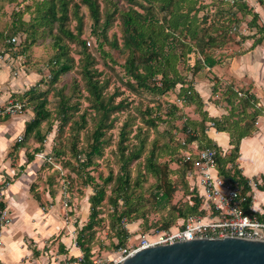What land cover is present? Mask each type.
<instances>
[{
	"label": "trees",
	"instance_id": "16d2710c",
	"mask_svg": "<svg viewBox=\"0 0 264 264\" xmlns=\"http://www.w3.org/2000/svg\"><path fill=\"white\" fill-rule=\"evenodd\" d=\"M4 1L12 2L13 0ZM46 1L47 4L42 6L40 16L42 25H44L42 26L41 36L45 37V34H49L52 37L51 48L52 50L56 49V51L52 54L49 61H46L41 66V70L47 69L50 74L49 82H56L62 74L73 68V58L68 54L69 43L78 45L79 49L77 52L82 55L83 61L81 72L85 80V90L89 94L91 107L98 118L96 119L94 129L87 136L85 144L78 145V132L86 123V112L79 117L80 121H74L75 129L73 137L70 140L69 151H66L61 146L56 147L48 144V142L46 143L48 133L53 128L57 131H62L63 125L71 118L70 112L76 109L75 105L70 103L72 95L66 96L60 93L55 116L52 117L50 108L48 107L49 101L45 94L46 91H40L36 85L28 86L24 88L22 93H18L19 91L11 93L13 99L24 103L22 111H25L28 106L32 107V114L25 122L23 141H18L19 143L15 144V148L23 147V144L27 142L35 143L33 151L27 154V161H32L36 160L35 153L38 150L46 149L50 146L47 150L53 160L58 162L62 169H67V171L63 173L57 169H53L52 165L48 163H40L39 172H42V168H50L54 173L50 178H53L58 184V189H62L64 184H66L65 188L69 195L73 196V177L70 175L71 172L74 173L75 180L78 177L80 181V176H84L85 182L93 187L92 194L88 197V218L80 227L76 242L82 250L80 264H85L91 262L93 257L91 255V240L95 234L94 228L100 226L103 220L99 216L101 209L98 206L104 200L113 207L110 229L116 236L117 243L114 244V249L111 252L119 246L125 245V239L129 233L125 228L124 219H128V221L143 219V224L146 225L147 218L145 205L142 202V195L141 193H136L140 180L137 179L132 182L130 177L129 166L132 162L142 158L143 170L154 177L155 188L151 194L155 205L157 204L161 207L167 206L171 202L176 187L170 178L172 170L169 167V163L167 161L163 163L159 162V155L155 150L156 145L154 144L153 148L147 150L146 137L148 132L146 129L142 131V126L137 127L136 133L133 135L136 143H129L131 129H127L126 127L128 121L122 123L118 133L115 155L118 159L119 171L113 174L110 170L105 176L98 174V180L90 174V170L97 166L96 159L103 155L106 130L112 128L115 121L116 117L111 118L110 115L112 112L120 109L124 105V101L114 104V96L104 95V80L99 79L101 71L93 67L95 59L88 48L91 46L92 39L81 38L84 32V21L81 13L79 14L77 10L79 4L74 3V7L71 8L69 6L70 0ZM79 1L80 4H83L87 8L89 17L92 20L90 33L94 32L96 38H98L97 35L99 36V33L105 37V29L110 23L111 15L106 13L102 24H99L101 14L98 1ZM124 1L127 5H119V0H110L114 8L119 10L122 27L121 45H117L115 37L111 44L115 48H118L120 53L125 54L123 69L126 76L125 84L128 89L136 93L149 91L157 95L177 89V99L183 101L184 104L196 103L200 107L202 102L198 93L193 89L191 81L188 82V85H185L187 81L176 69V63L179 61L185 63L191 53L201 56V58L196 57L193 66L190 67L193 72L201 70L203 67L211 68L218 63L219 59L214 56L213 51L217 47V42L222 40V37H227L230 31V28H226L228 25L225 23V20L228 17H224V9H217L214 21L205 27L206 17H202L201 19L197 17V12L199 11L196 7L197 0H146V4L142 0ZM155 2H158L159 8L165 10L167 13V15H163L162 22L159 21L160 19L155 14V9L152 5ZM227 2L226 0L220 1V3L224 4H227ZM258 2L264 7V0H258ZM231 6H234L235 9L231 10L230 7L225 9L229 16L233 18L236 25L239 22L236 12L252 15L250 25L256 27L254 34H258V36L254 37L252 45L261 43L264 40V25L256 23L258 14L252 11L244 0H232ZM69 12L77 20L74 30L68 27L70 21ZM14 14L17 17L11 21L9 30L0 31V49L4 46L14 49L12 55L15 61L16 58H19L21 54L28 51L40 38L35 36L38 25L35 23L36 18L34 21H30L31 23L29 24L22 20L18 11L14 12ZM29 27L32 30L28 35ZM97 28L100 29L99 33H97ZM218 28L224 31L219 32ZM23 32L27 35L25 36ZM179 35H182V37L180 38ZM13 36L17 37V42L14 44L7 42ZM27 37L30 38L29 43H26ZM99 46H102V44L99 43ZM19 65L23 66L22 63ZM26 68L23 66L22 71L23 69L26 70ZM237 92L232 86H228L224 94L227 95V101L232 107H234V100L238 99L237 104L241 105L244 112L243 115L246 114L247 116L243 125L237 122L229 123V117L223 116V120L221 121L208 117L205 111L201 112L202 118L200 120L187 119L182 125L181 132L185 134V137L181 142L179 141V147L180 150H183V155L181 153L172 160L178 161L181 164L179 168L182 170L183 176H185L187 171L195 169L196 162L198 161V156L195 152L199 149L209 148L215 151V163L219 175L232 182L235 186L248 187L247 179L240 174L235 161L238 157L240 140L243 137L253 135L256 131L254 120L261 114V109L255 106L257 99L254 93L245 92L243 93V97H238ZM247 107L252 108V111L247 113ZM178 110V106L175 103H171L166 114L174 117L175 112ZM152 114L153 109L146 107L142 115V121L147 126L155 129L157 122L159 120L165 121V119H162L159 114ZM209 120L214 122L216 130L229 134V142L232 145L229 153L223 152L222 148L206 134V121ZM54 121L55 125L53 124ZM45 122L48 125L45 130H42L43 123ZM169 138V141H171L173 136L170 135ZM192 144H194L193 147H191ZM164 146H166V143ZM184 152H189V159L186 158ZM139 173L141 175V171ZM261 179L262 184H259L258 188L264 190V177ZM49 182L51 183L52 180ZM107 184H111L109 194L106 191ZM51 194L54 195L53 191H51ZM188 194L190 197L187 202L176 208L175 205L173 206V209H176L177 212L176 217L181 218L178 226L181 225L183 219L188 215L203 213L199 211L201 198L198 195L197 188L192 187ZM0 207H3V204H0ZM119 208L121 209L119 210ZM171 212V217H169L171 220L163 221L159 230L176 228H169L172 219L175 217L172 210Z\"/></svg>",
	"mask_w": 264,
	"mask_h": 264
},
{
	"label": "rangeland",
	"instance_id": "374dc122",
	"mask_svg": "<svg viewBox=\"0 0 264 264\" xmlns=\"http://www.w3.org/2000/svg\"><path fill=\"white\" fill-rule=\"evenodd\" d=\"M97 1L99 3L101 14L99 24H102L106 17V13L111 15L110 23L105 29V37L99 33V28H97V33H99V36L97 35L98 38H96L94 32L90 33L92 20L89 17L87 8L83 4H80L79 0H70L69 6L72 8L74 7V3L79 4L77 10L79 14L81 13L84 21V32L81 35V38L92 39L91 46L88 48L95 59L93 67L98 71H101L99 79L104 80V95L114 96V104L119 101H124V105L110 115L111 118L116 117L115 121L113 122L112 128L106 130L103 155L96 159L97 166L90 170V174L98 180V174L105 176L110 170L113 174H116L119 171V163L115 155V151L117 150L118 133L122 123L128 121L126 127L127 129H131L129 143H136V139L133 138V135L136 133L137 127L142 126V131H145L146 129L148 132L146 137L147 150L153 148L154 144L156 145L155 150L159 155V162L163 163L164 161H167L169 163V167L172 170L170 178L175 183L176 187L171 202L167 206L161 207L160 205H155L154 198L151 194L155 188L154 177L145 173V170H143L142 158L135 160L130 164L129 169L131 181L133 182L137 179L140 180V185L137 187L136 193H141L142 195L147 222L145 225L143 224V219H138L136 221H128V219H124L125 228L129 233L125 239L124 246H126L137 243L139 236L142 234H149L151 231H158L163 221L171 220V218H169L171 217V210L175 217L172 219L169 228L177 227L178 223L181 222V218L176 217L177 212L176 209H173V206L175 205L176 208L182 206L184 202H187L190 197L188 193L192 187H196L199 191L197 185L199 173L196 167L194 170L187 171L185 176H183L182 170L179 168L181 164H179L178 161L175 162L172 160L181 153L183 155V150H180L179 147V141L181 142L185 137V134L181 132V128L187 119L200 120L202 118L201 112L205 111L208 117L218 119L219 121L223 120V116L229 117V123L237 122L240 125H243L247 116L246 114L243 115L244 112L241 105L237 104L238 99L234 100V107H232L227 101V95L224 94L227 87L232 86L234 90L238 91V97H243V93L245 92L254 93L256 96L257 102L255 106L261 109V114L254 120V126L258 127L260 117H264V40L259 44L252 45L254 37L258 36V34H254L256 27L250 25L252 15L236 12V17L239 19V22H237L236 25L233 18L229 16L225 9L228 7H230L231 10L235 9L234 6H231L232 0H226L228 1L227 4L220 3L221 0H197L196 7L199 9L197 17L199 19L206 17V22L204 24L205 27L214 21L216 10L223 8L224 17H228L225 20V23L228 25L226 28H230L227 37H222V40L217 42V47L213 51L214 56L219 59L218 63L213 67H203L201 70L193 72L190 67L193 66L196 57L201 58V56L194 55L193 53L188 56L189 58L185 63L180 61L176 63V69L187 81V84L185 85H188V82L191 81L193 89L198 93L201 99L202 105L198 107L196 103L184 104L183 101L177 99V89L170 90L161 95L149 91H140L136 93L130 91L125 84L126 76L124 75L123 69L125 54L120 53L119 49L111 44L114 37L117 40L118 46L122 43V27L119 10L114 8L113 3L110 2V0ZM244 1L252 11L258 14L256 23L264 25V7L262 4H259L258 0ZM142 2L146 4V0H142ZM45 4H47L46 0H13L12 2L0 0V31L9 30L11 27V21L17 17L14 12L18 11L25 23L30 24V21H34L36 18L35 23L38 25L36 27L37 32L35 36L40 39L33 44L28 51H25L14 61L15 68L18 73L20 72L19 75L15 77H18V79L22 78L21 80L23 83L27 84H25L23 88L19 85L18 93H22L24 88L34 85H36L40 91H46L45 94L49 101L48 107L50 108L52 117L55 116L56 105L60 93L66 96L72 95L70 103L75 105L76 109L70 112L71 118L63 125L62 131H57L53 128V130L48 133L46 139V143L48 142V144L56 147L61 146L66 151H69L70 140L73 137L72 135L75 129L74 121H80L79 117L86 112V123L78 132V145L85 144L87 136L90 135L95 127V122L98 116L91 107L89 94L85 90V80L81 72L83 61L82 55L77 52L79 49L78 45L75 43H69L68 54L73 58L74 65L71 70L62 74L56 82L50 83V74L47 69L41 70V66L44 65L46 61H49L52 54L56 51V49L52 50L51 48L52 37H50L49 34H45V37L41 36L42 26L44 25H42L43 23L40 20V16L42 13V6ZM122 4L127 5L124 0H119V5ZM152 5L154 6L156 16L160 19L159 21L162 22L163 15H167L166 11L159 8L158 2H155ZM69 15L70 21L68 27L74 30L77 20L70 12ZM31 28L28 31V35L32 30ZM218 29L219 32L224 31L221 28ZM54 31L56 30L54 29ZM24 35L26 36L27 34L24 33ZM181 37L182 35L180 38ZM29 41L30 38L27 37L26 43H29ZM99 43H101L102 46L98 47ZM20 63L27 67L26 70L23 69L22 71L23 66L19 65ZM22 81L20 83H22ZM171 103H175L179 108V110L175 112L174 117H171L170 114H166ZM146 107H151L153 109L152 115L159 114L162 119H165V121L159 120L155 129L147 126L142 121V115ZM31 110L32 107L28 106L27 109L21 113H30L31 115ZM246 111L249 113L252 111V108L247 107ZM54 123L55 121L53 124ZM212 123L213 128L214 122L210 120L206 121V129L210 128ZM47 125L48 123H43L42 130H45ZM258 132L259 129L254 133V136L257 135ZM170 135L173 136L171 141H169ZM165 143L166 146H164ZM193 145L194 144H192L191 147H193ZM227 153H229V150ZM184 155H186L185 152ZM15 158L13 161L16 163ZM39 171L40 170H38L37 179L42 181V183H45L46 189L49 188L50 192L53 191L54 195L58 194V203L62 206L61 188L58 189V184L53 178H50L54 173L48 167L42 168V172ZM62 171L65 173L67 169H63ZM139 171H141V175ZM70 175L73 177V196L68 194L70 206L67 208L62 207L64 209L66 208V212L69 213L72 211L73 205L77 204L80 208V215L78 216L80 223H84L88 218V197L92 194L93 187L85 182L84 176H80L79 181L78 177L76 180L74 179V173L71 172ZM262 177V175L257 174L252 177L251 180L257 182ZM50 180H52L51 183L49 182ZM106 187L107 194H109L111 184H107ZM259 200L260 196H258L255 206L258 205ZM98 208L101 209L99 216L102 217L103 220L100 226L94 228L95 234L91 240V255L108 257L111 254L109 252L114 249V244L117 243L116 236L110 229L113 207L104 200ZM120 209L121 208H119V210ZM69 234L74 236L73 234L75 233L72 230L69 231ZM54 251L56 254L58 253L57 250Z\"/></svg>",
	"mask_w": 264,
	"mask_h": 264
},
{
	"label": "crops",
	"instance_id": "0c3cea01",
	"mask_svg": "<svg viewBox=\"0 0 264 264\" xmlns=\"http://www.w3.org/2000/svg\"><path fill=\"white\" fill-rule=\"evenodd\" d=\"M21 79L13 77L11 69L0 64V104L12 98L11 93L18 91L20 86L23 88L26 83ZM29 117L30 113L21 112L0 116V186L4 188L0 204L7 207L12 217L11 223L0 228V264H80L77 259L82 257V250L74 244L83 224L78 217L79 206L74 204L72 211L67 213L58 203V194L52 195L45 183L37 179L40 162L27 161L34 144L27 142L15 148L16 143L23 141ZM254 133L240 140L235 161L247 182L257 174L264 177L263 116ZM206 134L222 151L231 149L227 132L210 127ZM18 136H22L19 142ZM72 230L74 236L69 234Z\"/></svg>",
	"mask_w": 264,
	"mask_h": 264
},
{
	"label": "built area",
	"instance_id": "2783aa9c",
	"mask_svg": "<svg viewBox=\"0 0 264 264\" xmlns=\"http://www.w3.org/2000/svg\"><path fill=\"white\" fill-rule=\"evenodd\" d=\"M7 42L14 44L17 42V37L13 36ZM13 51L14 49L10 47H2L0 49V64L9 67L11 75L15 77L19 73L14 65ZM23 106L24 103L20 100L7 99L0 104V116L18 114L22 111ZM210 126L212 127L213 123ZM17 139L21 140L22 136H18ZM48 148L38 150L35 153L36 160L40 163H48L52 165L53 169L63 172L60 164L51 157ZM195 153L198 156L196 169L199 173L197 182L199 191L197 190V192L201 198L199 211L203 213L188 215L183 219L181 225L174 229H162L142 234L137 243L119 246L108 257L93 256L91 262L85 264H120L139 249L195 238L234 236L264 240V190L258 188L259 184H262V179L257 182L248 180L247 188L235 186L219 175L213 149H199ZM189 156L190 154L187 152L186 158L189 159ZM65 185L61 189L62 206L67 208L70 199ZM3 189L0 186V201ZM258 196H260V200L255 206ZM11 221L12 217L7 207H0V228L8 225ZM74 244L77 243L74 241ZM81 260L82 257H78L79 263Z\"/></svg>",
	"mask_w": 264,
	"mask_h": 264
},
{
	"label": "water",
	"instance_id": "95a60500",
	"mask_svg": "<svg viewBox=\"0 0 264 264\" xmlns=\"http://www.w3.org/2000/svg\"><path fill=\"white\" fill-rule=\"evenodd\" d=\"M120 264H264V240L195 238L137 250Z\"/></svg>",
	"mask_w": 264,
	"mask_h": 264
}]
</instances>
